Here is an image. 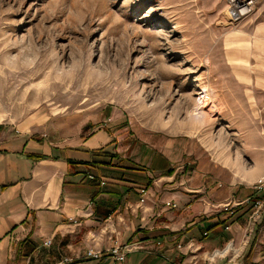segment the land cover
<instances>
[{
    "label": "rangeland",
    "instance_id": "374dc122",
    "mask_svg": "<svg viewBox=\"0 0 264 264\" xmlns=\"http://www.w3.org/2000/svg\"><path fill=\"white\" fill-rule=\"evenodd\" d=\"M251 2L248 14L237 19L229 0H0V130L32 135L51 124L87 122V133L102 125L111 136L104 157L115 154L112 162L147 169L156 180L180 166L173 178L185 179L192 160L167 165L165 145L176 146L179 137L209 152L216 139L233 135L221 122L216 73H227L231 83L234 76L241 81L247 72H264V0ZM127 171L133 170L117 175L132 178ZM219 177L206 176L203 183L216 184ZM83 178L106 181L87 170ZM150 181L138 187V202ZM251 189L242 208L232 202L220 206L233 215L229 222L244 215L236 226L239 236L225 237L199 264L247 261L264 228V177ZM163 205L176 207L172 201ZM128 238L120 243L112 237L107 248H87L84 257L111 255L122 263L137 248ZM232 243L241 246L237 254H219Z\"/></svg>",
    "mask_w": 264,
    "mask_h": 264
},
{
    "label": "crops",
    "instance_id": "0c3cea01",
    "mask_svg": "<svg viewBox=\"0 0 264 264\" xmlns=\"http://www.w3.org/2000/svg\"><path fill=\"white\" fill-rule=\"evenodd\" d=\"M225 74L216 73L217 95L221 122L233 135L217 137L209 152L179 137L176 146L165 145L167 165L192 160L190 175L178 181L173 176L180 166L162 180L152 179L147 169L127 171L132 178L123 180L121 169L91 163L107 160L102 149L111 145V136L102 125L87 133V122L51 124L32 135L0 130V264H199L225 237H238L244 215L235 211L238 218L229 222L233 215L220 206L232 202L242 208L251 184L264 177V72H247L241 81L234 76L231 83ZM221 142L226 146L217 148ZM86 170L106 181L89 182ZM217 173L216 184L203 183ZM145 181L150 184L138 202ZM166 201L176 207H165ZM125 236L137 248L122 263L111 255L84 257L85 249L103 250L112 237L121 243ZM254 244L244 264H264V228ZM240 248L232 243L219 254L235 255Z\"/></svg>",
    "mask_w": 264,
    "mask_h": 264
},
{
    "label": "bare ground",
    "instance_id": "6f19581e",
    "mask_svg": "<svg viewBox=\"0 0 264 264\" xmlns=\"http://www.w3.org/2000/svg\"><path fill=\"white\" fill-rule=\"evenodd\" d=\"M230 4V10L231 13L238 19L239 16L244 15L252 8V2L251 0H229ZM243 5V6H240ZM248 14V13H247ZM208 91L207 96L212 99V101H215V95L214 93H211L210 89H206Z\"/></svg>",
    "mask_w": 264,
    "mask_h": 264
},
{
    "label": "trees",
    "instance_id": "16d2710c",
    "mask_svg": "<svg viewBox=\"0 0 264 264\" xmlns=\"http://www.w3.org/2000/svg\"><path fill=\"white\" fill-rule=\"evenodd\" d=\"M107 156V155H106ZM116 157V155L115 154H108V156H107V160L106 161H103V162H101V161H98L97 163V165H106V166H108V167H111V168H119V169H125V170H135V168H133V167H128V166H124V165H120V164H118V163H116V162H112V160H113V158H115ZM123 176H121L119 179H123L122 178ZM246 208H249V207H246ZM246 211V209L245 210H243V212H245ZM264 222V217H263V219L261 220V222L260 223H263Z\"/></svg>",
    "mask_w": 264,
    "mask_h": 264
},
{
    "label": "built area",
    "instance_id": "2783aa9c",
    "mask_svg": "<svg viewBox=\"0 0 264 264\" xmlns=\"http://www.w3.org/2000/svg\"><path fill=\"white\" fill-rule=\"evenodd\" d=\"M262 109H264V107H263ZM125 248H126V247H124V249H125ZM116 256H117V258H121V257H122V253L119 252Z\"/></svg>",
    "mask_w": 264,
    "mask_h": 264
}]
</instances>
